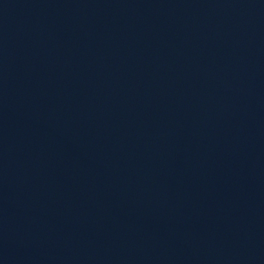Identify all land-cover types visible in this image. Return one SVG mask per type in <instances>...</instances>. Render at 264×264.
Here are the masks:
<instances>
[{
	"label": "water",
	"instance_id": "obj_1",
	"mask_svg": "<svg viewBox=\"0 0 264 264\" xmlns=\"http://www.w3.org/2000/svg\"><path fill=\"white\" fill-rule=\"evenodd\" d=\"M0 264H264V0H0Z\"/></svg>",
	"mask_w": 264,
	"mask_h": 264
}]
</instances>
